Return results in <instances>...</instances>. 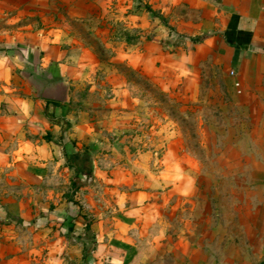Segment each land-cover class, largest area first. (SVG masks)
Listing matches in <instances>:
<instances>
[{
    "label": "crops",
    "instance_id": "obj_1",
    "mask_svg": "<svg viewBox=\"0 0 264 264\" xmlns=\"http://www.w3.org/2000/svg\"><path fill=\"white\" fill-rule=\"evenodd\" d=\"M113 59L158 79L195 81L209 62L228 73L256 159L253 225L229 264H264V0H0V264L151 259V188L117 170L102 176L118 192L70 197L67 156L103 139L107 124L85 82ZM199 252L176 246L173 264H208L192 258Z\"/></svg>",
    "mask_w": 264,
    "mask_h": 264
},
{
    "label": "rangeland",
    "instance_id": "obj_2",
    "mask_svg": "<svg viewBox=\"0 0 264 264\" xmlns=\"http://www.w3.org/2000/svg\"><path fill=\"white\" fill-rule=\"evenodd\" d=\"M105 61L85 82L96 90L86 96L102 106L104 138L87 146L92 172L71 199L118 192L104 188V175L123 171L134 187L151 188L156 213L146 237L155 251L135 264H173L174 248L185 244L203 250L194 260L239 262L245 226L253 225L256 159L253 125L228 73L209 62L195 81L158 79Z\"/></svg>",
    "mask_w": 264,
    "mask_h": 264
},
{
    "label": "trees",
    "instance_id": "obj_3",
    "mask_svg": "<svg viewBox=\"0 0 264 264\" xmlns=\"http://www.w3.org/2000/svg\"><path fill=\"white\" fill-rule=\"evenodd\" d=\"M86 151L82 154L75 153V154L67 156L68 164L76 170V179L73 182L72 193H75L81 187L82 180H81L80 176L81 175H90L92 172V162L89 158V154ZM71 200L74 203H78V201H75L73 199H71ZM88 228H89V226H88Z\"/></svg>",
    "mask_w": 264,
    "mask_h": 264
},
{
    "label": "built area",
    "instance_id": "obj_4",
    "mask_svg": "<svg viewBox=\"0 0 264 264\" xmlns=\"http://www.w3.org/2000/svg\"><path fill=\"white\" fill-rule=\"evenodd\" d=\"M231 73L234 75L235 71H231ZM236 85L239 86V82H236Z\"/></svg>",
    "mask_w": 264,
    "mask_h": 264
}]
</instances>
